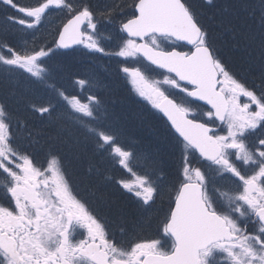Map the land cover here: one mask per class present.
Masks as SVG:
<instances>
[{"label":"snow or ice","instance_id":"6c2138e0","mask_svg":"<svg viewBox=\"0 0 264 264\" xmlns=\"http://www.w3.org/2000/svg\"><path fill=\"white\" fill-rule=\"evenodd\" d=\"M0 5V264H264V0Z\"/></svg>","mask_w":264,"mask_h":264},{"label":"trees","instance_id":"16d2710c","mask_svg":"<svg viewBox=\"0 0 264 264\" xmlns=\"http://www.w3.org/2000/svg\"><path fill=\"white\" fill-rule=\"evenodd\" d=\"M20 2L21 3H29V2H34V0H20ZM13 11L14 10H12L6 6L0 5V26L6 25L5 17L8 14H12ZM54 17H55V14H52L49 17V19L54 20ZM55 22L58 23V21H55ZM51 26L52 25L45 23L44 27H42L40 29V32L38 33V35H44V36H47L48 39H51V36L48 34V30H50ZM7 27H9L10 30L15 31V29L12 28L11 25H7ZM108 63L111 64L112 62H108ZM121 92H122V95L125 98H127V102L129 103V106L131 108H133L134 110H138L141 113H143L144 102L134 103V101L137 98L134 96V94L129 92L127 87H125L123 85H121ZM151 125L155 126L156 128H162L163 127L162 122L159 120H152ZM126 133H127V138L129 140V142L139 141L141 143L148 144V143L153 142V140H154L153 128L148 123H146L145 121H142L140 119L130 120V122L128 123L127 128H126ZM169 164L174 166L175 165L174 160L169 159Z\"/></svg>","mask_w":264,"mask_h":264},{"label":"flooded vegetation","instance_id":"af4514ba","mask_svg":"<svg viewBox=\"0 0 264 264\" xmlns=\"http://www.w3.org/2000/svg\"><path fill=\"white\" fill-rule=\"evenodd\" d=\"M121 174L123 175V177L125 179H129V180L133 179V177L130 174L126 173V172H122Z\"/></svg>","mask_w":264,"mask_h":264},{"label":"rangeland","instance_id":"374dc122","mask_svg":"<svg viewBox=\"0 0 264 264\" xmlns=\"http://www.w3.org/2000/svg\"><path fill=\"white\" fill-rule=\"evenodd\" d=\"M243 99V98H242ZM129 104V103H128Z\"/></svg>","mask_w":264,"mask_h":264}]
</instances>
